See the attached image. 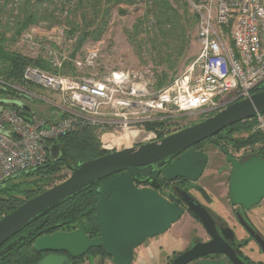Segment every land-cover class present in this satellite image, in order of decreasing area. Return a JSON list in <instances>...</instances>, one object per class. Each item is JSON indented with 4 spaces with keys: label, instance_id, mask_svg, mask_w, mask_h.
<instances>
[{
    "label": "built area",
    "instance_id": "obj_1",
    "mask_svg": "<svg viewBox=\"0 0 264 264\" xmlns=\"http://www.w3.org/2000/svg\"><path fill=\"white\" fill-rule=\"evenodd\" d=\"M186 1L197 17L195 40L199 51L181 74L159 89H153L156 82L153 74L129 70L112 71L97 79L89 75L48 74L26 67L22 80L57 94V100L0 81L1 87L10 88L19 96L6 94L7 99L27 106L23 109L0 104V184L17 173L45 165L49 145L75 131L81 123L99 132L107 128L102 135L129 128L141 129L150 132L152 137L148 141H153L159 139L158 134L168 135L187 124L171 123L149 131L145 130V124L181 115L202 120L249 98L263 86L264 0ZM21 2L0 0V7L16 13ZM77 3L78 0H50L45 7L65 17ZM144 3L152 4L153 0ZM50 55L57 58L53 51ZM92 63V56L74 61L79 68ZM60 65L58 61L57 66ZM30 98L58 108L60 118L50 121L38 114L27 104ZM255 118L253 130L264 134V115L257 114Z\"/></svg>",
    "mask_w": 264,
    "mask_h": 264
},
{
    "label": "water",
    "instance_id": "obj_2",
    "mask_svg": "<svg viewBox=\"0 0 264 264\" xmlns=\"http://www.w3.org/2000/svg\"><path fill=\"white\" fill-rule=\"evenodd\" d=\"M1 90L3 87L0 86ZM0 104L27 108L24 103L13 99H4ZM263 113L264 89L157 140L138 142L78 164L65 180L26 200L0 218V245L48 209L83 188L119 173L108 182L97 185L95 192L100 198L87 211H96L100 237L89 240L84 234L81 216L85 212L78 216L77 230L70 233L55 232L41 236L33 242L32 247L37 253H47L36 264H61V260H66L67 256L52 255L54 252L65 251L70 257L76 258L88 249L100 245L104 255L115 264H130L134 250L146 239L168 231L181 218L185 209L198 219L209 240L194 241L190 248L177 254L169 264H189L212 255H221L230 264H245L228 243L235 236L231 229L217 228L212 214L192 195L177 188L182 205L170 202L151 189L135 187L133 177L140 173L144 177L155 179L161 174L169 182L181 178L194 183L201 177L207 165L206 153L195 150L194 146L229 126ZM220 150L230 165L229 204L233 208L249 211L264 199V159L255 154L240 160L234 158L223 146H220ZM181 151L183 153L174 160L164 161ZM61 154L60 144L49 145L48 155L51 159L59 160ZM157 162L160 169L152 171L151 164ZM25 173L27 172L17 173L12 178ZM200 192L206 193L202 188ZM235 218L248 235V240L253 241L259 251L264 253L262 236L254 231L238 211Z\"/></svg>",
    "mask_w": 264,
    "mask_h": 264
},
{
    "label": "rangeland",
    "instance_id": "obj_3",
    "mask_svg": "<svg viewBox=\"0 0 264 264\" xmlns=\"http://www.w3.org/2000/svg\"><path fill=\"white\" fill-rule=\"evenodd\" d=\"M33 1L31 3H33ZM37 1L38 0H35L33 3L34 6L31 4L33 10H30L33 12L45 10L46 3H38ZM160 1L162 0H153L152 4H148L144 3L145 0H78L77 5L71 9L65 17H61L56 10V14H53L56 24L52 25L51 21H39L34 25L28 26L17 38H13L16 28H18L20 21L23 19V10H25L27 6L25 0H22L16 13L9 12L5 8L0 7V32L9 39V42L5 43L6 50L20 55L23 58L32 60L41 59L51 70L46 71L32 64L26 67H33L47 72L48 74L52 73L55 69L61 70L63 63H71L75 70H71L68 65H65L63 69L68 73L59 74L63 76L89 75L100 79L112 71L129 70L134 73L146 72L147 74H153V76L166 72L168 79H170L171 77L174 78L181 74L185 68L191 64L190 62L195 59L199 51L195 38L192 41H188L186 36H184L185 43L179 45L176 39L172 38V31H178L184 28L187 35L190 34L192 37H195L197 26L195 25L193 28L190 26L191 17L194 14L186 0H163L164 3L167 4L165 10H162ZM47 3H50V0H48ZM105 11L107 12L108 22L107 25L103 27L98 40H86L79 51L75 53V57L71 59V53L76 47L78 35H68L70 26L73 25V23H79L82 14L87 15L86 18L89 20V17L93 16L95 13L100 17ZM91 30H94V28H91ZM161 32L171 34V36H169V38L166 34L160 36ZM178 50H180V54L176 56L175 54ZM51 51L57 55V58H51ZM158 53L162 56V61L160 63L156 62V54ZM58 54L64 58H61ZM166 55H169V57L166 58ZM88 56L93 57L91 66H83L80 68L75 66L74 61H80ZM188 60H190L189 63H187ZM58 61L61 64L60 66H57ZM169 66H171V69ZM40 92L44 94H41L44 98H57V94L55 93L47 92L46 90ZM0 97V101L6 98L4 95ZM27 104L32 109L37 110L38 108L40 115L44 117L47 115V112L52 111L54 107L33 98H30ZM198 120L197 117L181 115L172 117L171 123L185 122L187 126H189L199 122ZM137 131L140 130L137 129ZM121 133H123V131L117 130L116 134H112H114V137L118 138V135L119 137L122 136ZM121 143H124V141ZM135 144L136 143L132 145ZM119 145H117V147ZM256 148V146H254V148L243 147L238 150L246 153L245 156H250L257 153ZM120 149L121 148H117V150ZM202 149L207 152L209 156L205 170L198 181V184L204 186L207 184L206 182L213 184L216 182V178H219V174H217L216 170L217 166L225 165V169L229 166L223 162L222 155L218 152L216 146L206 144ZM251 149H253V151H251ZM61 158L64 159L66 166L54 176L53 186L65 180L71 174L67 166L69 168L77 166V162L70 159L66 153L63 154ZM228 173L229 171L227 170L223 171V177L220 180L224 181ZM28 181L29 180L25 178L24 175H21L6 180L0 185V188L5 190L9 195H18L20 198H23L22 192L29 186ZM52 185L45 186L44 190L52 187ZM214 198L217 199L216 197ZM226 201H228L227 196L224 197V208L232 212H228L226 215L227 224L236 225L233 209H231V205H227ZM258 206L259 205L254 206L251 209L257 219L252 220L250 223L264 236V214ZM215 207L219 209V205L216 204L210 208L215 209ZM185 213L186 212L183 213L181 218L184 217ZM186 215L192 217L189 213H186ZM188 223L182 220L177 225L181 230L183 229L182 234L176 233L179 231L178 229H172L173 226L176 225L175 222L168 231L156 237V241H154L157 247L149 251V255L147 252V258L150 260L156 259L159 264H167L168 261L173 259L177 254L190 248L194 241L206 240L204 230L196 228L197 231H191V228H194V224ZM185 231L187 232L183 234ZM237 234L241 236L240 233ZM243 236L244 235H242V237ZM146 241H148V244L142 245V252H144V247L146 249L151 248L149 246L151 241ZM244 249L252 251L251 260L264 264V253H260L258 249L255 248L253 242L245 245L243 250Z\"/></svg>",
    "mask_w": 264,
    "mask_h": 264
},
{
    "label": "trees",
    "instance_id": "obj_4",
    "mask_svg": "<svg viewBox=\"0 0 264 264\" xmlns=\"http://www.w3.org/2000/svg\"><path fill=\"white\" fill-rule=\"evenodd\" d=\"M32 1L33 0H25L27 6L26 9L23 10V19L22 21H20L18 28H16L13 38H17L28 26L34 25L39 21H51L52 25L56 24L53 12L51 10L45 8V10H41L38 12L31 11L30 9L33 10L31 4H33L35 0L33 1V3H31ZM47 1L48 0H38L37 2L47 3ZM160 4L162 6V10H165L167 4L164 3L163 0L160 1ZM86 16L87 15L82 14L80 16L79 23H73L68 31V35H78L76 47L71 53V59L75 57V53L79 51L86 40H98L103 27H105L108 22L106 11L103 12L100 17H98V14L95 13L93 16L89 17V20H87ZM195 25L197 26V17L194 14L191 17L190 26L191 28H193L195 27ZM91 28H94V30H91ZM160 34V36L166 34L168 38L169 36H171V34L165 32H161ZM184 36H186V39L188 41H192L195 38L190 34L187 35L184 28H181L178 31H172V38H175L177 44L179 45L185 43ZM6 42H9V39H7L4 34L0 32V81L11 86L27 88L29 91L35 93L36 95L44 97L41 95L43 93H41L40 91L44 92L45 90L31 84H26L22 80V74L25 67L29 64L35 65L46 71H49L51 69L47 67L46 63L41 59H27L21 57L20 55L9 52L5 49ZM179 54L180 50H178L175 55L178 56ZM168 57L169 55H166V58ZM161 61V54H156V62L160 63ZM189 62L190 60L187 61V63ZM65 65H68L69 69L75 70L71 63H63L61 70L55 69L54 71H52V73H68L63 69ZM169 68L171 69V66H169ZM155 78L156 83L153 86V89L155 90L163 87L173 79L172 77L168 79L166 72L155 74ZM263 89L264 85L261 86L258 90ZM0 94H5L4 96H6V94H9L12 97H19L17 92L6 87L0 91ZM48 99L57 100L56 97H48ZM262 115H264V113ZM165 120H163L162 122L145 124L146 126H144V128L147 131L155 130L156 128L160 127L162 128L165 125L171 124L172 118H167ZM255 126V117L247 119L244 122L242 121L227 127L217 135L196 144L194 148L195 150L201 149L206 144H211L216 147L221 145L224 148H232L234 150H238L243 147L254 148V146H256V155L264 159V134L259 130L254 131L253 129L255 128ZM106 130L108 129L103 128L101 132H98L97 128L89 126L87 123H81L75 131L61 137L55 143L61 145V157L66 153V155L70 157V159L75 160L78 165L86 160L94 159L108 153V151L102 149L100 143V136L102 135L103 131ZM160 136L163 137L164 135L158 134L157 138H161ZM65 166L66 163L63 158H60L59 160H52L49 157L45 165L37 168L36 170L25 173L24 176L29 180V186H27V188L23 190L24 192L21 191L23 193V198H20L19 196H11L5 190L0 189V211L2 212L0 213V216L4 215L8 211H12L20 204H22L25 200H28L44 191L45 186H51L55 179L54 176L61 169L65 168ZM67 168L70 171L73 170V168H69L68 166ZM94 187L95 185L91 184L88 187L83 188L75 195L63 200L62 202L58 203L57 205L53 206L52 208L48 209L41 215L31 220L29 223H27L26 226H24L17 232L14 238L9 240L7 244H5L0 249V263L27 264L28 260H31L34 263V261L38 258V253L31 247L32 242L37 237L42 235H49L54 232L68 233L74 230L77 227V214L80 211L86 209L87 205L91 203L96 196ZM187 212L198 221V219L191 212H189L188 210ZM17 253L20 254L18 255Z\"/></svg>",
    "mask_w": 264,
    "mask_h": 264
},
{
    "label": "flooded vegetation",
    "instance_id": "obj_5",
    "mask_svg": "<svg viewBox=\"0 0 264 264\" xmlns=\"http://www.w3.org/2000/svg\"><path fill=\"white\" fill-rule=\"evenodd\" d=\"M1 95L2 94H0V96ZM0 99H1V97H0ZM220 146L217 147L218 152L222 155L223 162H225L229 167L227 169H225L226 168L225 165L217 166L216 170H217V174H219V176H218L219 178H216V182H214L213 184H217V186L214 187L215 189L219 188V186L225 187V189L227 190V196H228L229 173L227 174V177H226V179L224 181H221L220 179L223 177L222 176L223 175V171L227 170V171L230 172V165L226 162V156L220 150ZM225 149L236 159L243 160V159H246L248 157V156H245L246 153H244L243 151H240V150L236 151V150H234L232 148H225ZM197 150L203 151L204 153H206V155H207V163H208L209 156H208L207 152H205L202 148L201 149H197ZM251 151H253V149H251ZM182 153H183V151L175 153L174 155H171V156L165 158L164 161H172L175 158H177L178 156H180ZM157 164H158V162L151 164L152 171H158L160 169L159 167H157ZM140 169H142V167H140ZM118 175H119V173L111 175V176H109L107 178H104V179L94 183V185H95L94 189L97 187V185L99 183H102V182L106 183L110 179H112L114 177H117ZM199 179L196 182H194V183H192V182H190V181H188L186 179H181V178H178V179H176V180H174L172 182H169L161 174H158L155 179H152L150 177H144V176H142L139 173V174H137L136 176L133 177V185L135 187L139 188V189H141V188L151 189V190L157 192L159 195H161L164 199H166V200H168L170 202H176V203H178L180 205H182V203H181V201H180V199H179V197L177 195V188H179V189L187 192L188 194L192 195L199 203H201L212 214L214 220L216 221L217 228H219V229H221V228H223V229L230 228L231 229V231L233 232V234L235 236H234L233 241H229L228 243L235 250L236 254L238 253L239 258L245 264H263L261 262H258V263L254 262L253 260H251V258L248 255H245L244 251H243V248L245 247V245H247L248 243L253 242V241L248 240V235L243 230V228L238 224V222H237V220L235 218V213L237 211L243 215L244 219L246 221H248V223L251 225V227L254 229V231L256 233L260 234L262 236V238L264 239L263 234L260 231H258L253 226V224L250 223L251 219H249V216L247 215V212L242 210V209H238V208L234 209L231 206V209H233L234 219L236 221V225H228L227 221L225 219L221 218V213L222 212H220V209L213 211L210 208V206L212 204L211 200L213 199L214 195L211 193L210 190H208V188H206L202 184H198ZM200 188L206 190V193L202 194L200 192ZM95 195L96 196L94 197L92 202L87 205L86 209H84L83 211H80L77 214V227L74 230H72V231H75V230L78 229V227H79L78 216L86 212V214L81 216V221H82V225H83L84 234L87 236V238L89 240H93L96 237H100L96 211L92 210L90 212H87L90 207L96 205L98 199L100 198L97 193ZM11 196H13V195H11ZM15 196H18V195H15ZM9 212H11V211L6 212L4 215H6ZM185 212L188 213L186 209H185ZM0 213H2V212L0 211ZM4 215H1L0 218L3 217ZM72 231H70V232H72ZM70 232H68V233H70ZM62 233H64V232H62ZM237 233H240L241 236H239ZM16 234H17V232L15 234H13L10 238H8L6 241H4L0 245V249L5 244H7V242L9 240L14 238L16 236ZM204 234L206 235V240L204 239V240H201V241H208L209 240V236L206 234L205 231H204ZM227 234H229V233L227 232ZM49 235H51V234H49ZM242 235H244V236L242 237ZM42 236H46V235H42ZM39 237H41V236H39ZM39 237H37V238H39ZM156 237H158V236H156ZM156 237H153V238H150V239H146V240L151 241L149 243V246L151 247V249H149L148 251H152V250H154L157 247L156 246V242H155L156 241V239H155ZM146 240H145V242L142 245L148 244L147 243L148 241H146ZM152 241H153V243H152ZM245 241H247V242L245 243ZM33 242L31 244V247L33 245ZM142 245L134 250L133 259H132L130 264H159V263H157L156 259L150 260L149 258H147V256L149 255V252H148V255H146V257H144V253H143L142 256L137 257V256H139V254H138L139 251L142 250L141 249ZM239 245H241V246L239 247ZM145 250H146V248L144 247V251ZM258 251H259V249H258ZM17 254L19 255L20 253H17ZM45 255H47L46 252L45 253H38V258L34 261V263L31 260H28L27 264H36ZM52 255H55V256L56 255L67 256L66 260H63V259L61 260V264H115L109 257L104 255V250H103V247L101 245L99 247H93V248L88 249L86 251V253H84L83 255H81L79 257H76V258L70 257L69 255H67V253L65 251L54 252ZM171 260H169L167 264H169Z\"/></svg>",
    "mask_w": 264,
    "mask_h": 264
},
{
    "label": "crops",
    "instance_id": "obj_6",
    "mask_svg": "<svg viewBox=\"0 0 264 264\" xmlns=\"http://www.w3.org/2000/svg\"><path fill=\"white\" fill-rule=\"evenodd\" d=\"M57 109V110H56ZM35 112H37V113H39L40 114V111H38L39 109L37 108V110L36 109H33ZM58 108H55V107H53L52 108V111H48L47 112V115L45 116L48 120H50V121H54V120H57V119H59L60 118V116H61V110H59ZM42 114V113H41ZM207 184L206 185H204L206 188H208V190H210L211 191V193L214 195L213 196V199L211 200V206H214L215 204L216 205H219V209H220V212H222L221 213V218L222 219H225L226 220V215L228 214V212L229 211H227L225 208H224V197H226L227 196V190L225 189V187H223V186H219V188L218 189H215L214 187L215 186H217V184H209L208 182H206ZM204 190V189H203ZM206 191V190H205ZM214 197H216L217 199H215ZM218 200V201H217ZM227 200H228V196H227ZM229 200L228 201H226V203H227V205H229ZM210 206V207H211ZM258 208H260L261 209V211L263 212V214H264V200H262L261 201V203L259 204V206H258ZM219 209H217L216 207H215V209H212L213 211L214 210H219ZM234 209H236V208H234ZM252 209V208H251ZM249 210V211H246L247 212V215L249 216V219H251V221L252 220H256L257 219V217L255 216V214L253 213V210ZM229 213H231V211L229 212ZM182 220H185L186 221V223H188L189 222V220H190V222L188 223V224H194V228H191V231H197V229L196 228H201L202 230H204L203 228H202V226H201V224L197 221V220H194L190 215H186V213H185V215H184V217L183 218H181L180 219V221L179 222H181ZM179 222L177 223L176 222V225L175 226H173V228L172 229H178L179 231H177L176 233H180V234H182V230L177 226L178 224H179ZM197 225H198V227H197ZM181 230V231H180ZM187 231H185L183 234H185ZM179 234V235H180ZM255 248H257L258 249V247L255 245ZM149 249H151V248H149ZM149 249H146V251H144V252H142V251H139V256H141V255H143V253H144V257H146V255H147V252H149L148 250ZM244 251V254L245 255H248L250 258H251V255L253 254L252 253V251H248V250H243ZM260 252V251H259ZM261 253V252H260ZM189 264H230V262H228L223 256H221V255H212V256H208V257H203V258H199V259H197V260H195V261H193V262H191V263H189Z\"/></svg>",
    "mask_w": 264,
    "mask_h": 264
},
{
    "label": "bare ground",
    "instance_id": "obj_7",
    "mask_svg": "<svg viewBox=\"0 0 264 264\" xmlns=\"http://www.w3.org/2000/svg\"><path fill=\"white\" fill-rule=\"evenodd\" d=\"M151 18V17H150ZM197 31V29H196ZM80 76V75H79ZM44 103V102H43ZM49 105V104H48ZM57 110V109H56ZM59 111V110H58ZM106 111V110H105ZM166 121V120H165ZM168 122V121H167ZM244 122V121H243ZM146 126V125H145ZM161 128V127H160ZM149 129V128H148ZM105 130V129H104ZM140 131H137L136 128H129L123 131V133H121L122 136L118 138L114 137V134L112 133H106L103 134L100 138L101 143H102V149L105 150H111L113 148H122V147H130L132 144L134 143H138V142H143V141H148L150 140V138L152 137L150 132H146L143 131L141 129H139ZM125 133V134H124ZM116 134V132H115ZM159 137V136H158ZM162 137V136H160ZM124 143H121L123 142ZM121 143V144H120ZM120 144V145H119ZM117 145H119L117 147ZM53 160V159H52ZM36 170V169H35Z\"/></svg>",
    "mask_w": 264,
    "mask_h": 264
}]
</instances>
